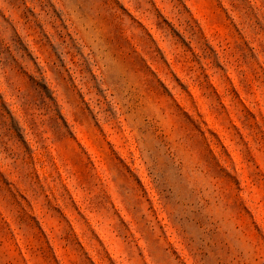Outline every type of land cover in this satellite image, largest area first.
Here are the masks:
<instances>
[{
  "label": "rangeland",
  "instance_id": "rangeland-1",
  "mask_svg": "<svg viewBox=\"0 0 264 264\" xmlns=\"http://www.w3.org/2000/svg\"><path fill=\"white\" fill-rule=\"evenodd\" d=\"M0 264H264V0H0Z\"/></svg>",
  "mask_w": 264,
  "mask_h": 264
}]
</instances>
